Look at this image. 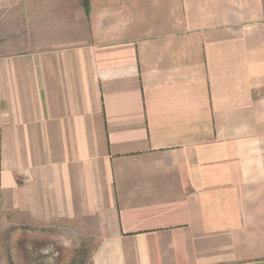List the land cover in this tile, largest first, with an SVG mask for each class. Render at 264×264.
<instances>
[{
	"label": "crops",
	"instance_id": "crops-1",
	"mask_svg": "<svg viewBox=\"0 0 264 264\" xmlns=\"http://www.w3.org/2000/svg\"><path fill=\"white\" fill-rule=\"evenodd\" d=\"M0 45V245L264 264V0H0Z\"/></svg>",
	"mask_w": 264,
	"mask_h": 264
},
{
	"label": "rangeland",
	"instance_id": "rangeland-1",
	"mask_svg": "<svg viewBox=\"0 0 264 264\" xmlns=\"http://www.w3.org/2000/svg\"><path fill=\"white\" fill-rule=\"evenodd\" d=\"M4 47L8 48V46L0 45V52L4 51ZM16 47L17 45H11L9 48L13 50ZM71 227H73L71 223L57 222L45 228H30L28 233L18 232L15 237L10 236L7 231V235L1 238L0 264H38L33 257L28 259L26 255V249L30 248L31 251L34 246L48 248L46 253L48 256L46 261L42 260L44 262L42 264H83L88 260L89 254L82 250V242H78L76 238L72 240L68 236L71 235ZM19 250L23 252L20 253Z\"/></svg>",
	"mask_w": 264,
	"mask_h": 264
}]
</instances>
